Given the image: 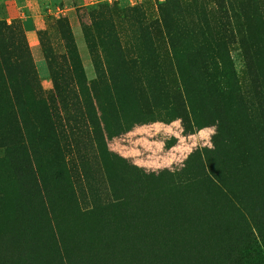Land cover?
<instances>
[{"label": "rangeland", "instance_id": "1", "mask_svg": "<svg viewBox=\"0 0 264 264\" xmlns=\"http://www.w3.org/2000/svg\"><path fill=\"white\" fill-rule=\"evenodd\" d=\"M85 13L114 91L76 65L81 90L58 97L66 17L42 14L35 53L0 0V264H264V0ZM5 55L31 79L7 77Z\"/></svg>", "mask_w": 264, "mask_h": 264}, {"label": "crops", "instance_id": "2", "mask_svg": "<svg viewBox=\"0 0 264 264\" xmlns=\"http://www.w3.org/2000/svg\"><path fill=\"white\" fill-rule=\"evenodd\" d=\"M110 1L112 0H1L3 4L10 7L17 17L22 19L23 30L27 35L30 47L35 53H38L42 45L39 38V32L41 31L40 18L42 14L48 10L50 14L56 13L66 17L70 21L75 36L88 84L96 80V72L83 34L82 17L89 8ZM108 78L110 80L109 90L114 91L112 80H116V73H109ZM158 124L161 123L152 122L135 126L137 130L134 129L128 132L127 135L136 134V131L139 129L157 126ZM139 141H142V139H139Z\"/></svg>", "mask_w": 264, "mask_h": 264}, {"label": "trees", "instance_id": "3", "mask_svg": "<svg viewBox=\"0 0 264 264\" xmlns=\"http://www.w3.org/2000/svg\"><path fill=\"white\" fill-rule=\"evenodd\" d=\"M102 14H104V13H101L99 15L98 14H94V15L97 17V19H99V16L102 17L101 16ZM97 22H99V20ZM100 24L98 23L99 26H100ZM93 26L91 25V27H93ZM54 27H55V31L60 36V40L62 41V43L64 44V47L67 50V52L64 55L60 56L62 59L61 65L59 66L58 70L55 72V76L57 78L54 79V81H55L54 89H55V91L59 97V95L63 94V92L67 88L70 89V87H72L71 90H74V88L80 89L81 83L77 78V71L78 70L76 68V65L80 69V71L83 75L84 81L86 83H88V80L86 77V73H85V70H84V67L82 64L80 54L78 52V47H77V44L75 41V36H74L73 30H72L70 21L67 18L60 17L59 19L56 20ZM93 28L96 31V33H98L99 28H98L97 24ZM82 30H83L84 37L86 40V44L88 46L90 55L92 57L93 65H94L95 72H96V80L90 84L91 86H93V85H96L100 81L101 78H103L102 77L103 73H104V76H106V77H108L109 73L112 74L111 72H112L113 68H112V64L110 62L105 63V61H103L104 66L106 64V67L104 69L106 72L103 71V69L101 68V65H102L101 59L97 53L96 47L94 45V41H93L91 35L89 34L88 29L83 24H82ZM45 40H46V38L44 37L43 33H40V41H41L42 45L44 44ZM71 50L75 51L74 53L76 56L73 57V53H71ZM74 58H76V60H74ZM2 62H3V67H4V73L7 77L16 76V77H20L21 79H24V80H26V78L29 80V79H31L29 77V75L34 74L33 73L34 68L31 64H29V71H30L29 74L27 75V73L26 74L24 73V68H25L24 62H25V60H23V58L19 55H10V56L5 55V57H3ZM63 81H64V84L62 85ZM203 128H206V127H202L200 129H203ZM204 151L208 153V150L207 151L206 150L196 151L195 154L192 155L191 157L193 159H195L196 161H198L199 164H202V160L204 158L203 157ZM248 206H249V204H248ZM240 208H241V206L239 207V209ZM199 212H201V209L199 210ZM197 213H198V211H196V214ZM196 218L201 219V221L199 220L200 222H204V220H203L204 218L203 219L199 218V217H196ZM165 229H167V230H165L164 233H170V234L185 233L184 229H178V230H182L181 232H178V233H171L170 232L171 229H177V228L170 227V228H165Z\"/></svg>", "mask_w": 264, "mask_h": 264}, {"label": "bare ground", "instance_id": "4", "mask_svg": "<svg viewBox=\"0 0 264 264\" xmlns=\"http://www.w3.org/2000/svg\"><path fill=\"white\" fill-rule=\"evenodd\" d=\"M155 224V223H154ZM160 224V223H159ZM158 225V224H157ZM161 226V225H160ZM147 228H149V227H147ZM163 228V227H162ZM143 229V228H142ZM150 229V228H149ZM140 230V229H139ZM156 230V229H155ZM166 230V229H165ZM134 231V230H133ZM157 231V230H156ZM155 231V232H156ZM208 231H209V229H208ZM162 232V231H161ZM209 233V232H208ZM168 234V233H167ZM128 235V234H127ZM132 235H134V234H132ZM158 235V234H157ZM144 236V235H143ZM150 237V236H149ZM140 238V237H139ZM159 238V237H158ZM182 238V237H181ZM134 239H136V238H134ZM143 239V238H142ZM151 239V238H150ZM155 239V238H154ZM124 240V239H123ZM128 240V239H127ZM131 241V240H130ZM143 241V240H142ZM159 241V240H158ZM145 243V242H144ZM153 244V243H152ZM155 244V243H154ZM129 245V244H128ZM139 245V244H138ZM133 246V245H132ZM140 246V245H139ZM142 246V245H141ZM143 246H145V245H143ZM148 246V245H147ZM154 246V245H153ZM135 249V248H134ZM140 249V248H139ZM149 249V248H148ZM185 249V248H184ZM128 251H129V249H128ZM119 252V251H118ZM123 255V254H122ZM129 258V257H128ZM186 258V257H185ZM102 261V260H101ZM192 261V260H191ZM91 264H92V262H91ZM156 264V263H155Z\"/></svg>", "mask_w": 264, "mask_h": 264}, {"label": "built area", "instance_id": "5", "mask_svg": "<svg viewBox=\"0 0 264 264\" xmlns=\"http://www.w3.org/2000/svg\"><path fill=\"white\" fill-rule=\"evenodd\" d=\"M158 1L163 2V1H165V0H158Z\"/></svg>", "mask_w": 264, "mask_h": 264}]
</instances>
